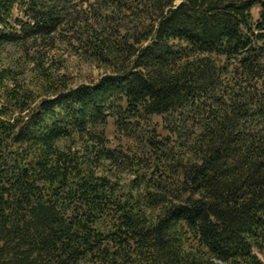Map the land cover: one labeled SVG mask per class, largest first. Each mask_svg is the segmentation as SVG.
Listing matches in <instances>:
<instances>
[{
    "label": "trees",
    "instance_id": "obj_1",
    "mask_svg": "<svg viewBox=\"0 0 264 264\" xmlns=\"http://www.w3.org/2000/svg\"><path fill=\"white\" fill-rule=\"evenodd\" d=\"M0 264H264V0H0Z\"/></svg>",
    "mask_w": 264,
    "mask_h": 264
},
{
    "label": "rangeland",
    "instance_id": "obj_2",
    "mask_svg": "<svg viewBox=\"0 0 264 264\" xmlns=\"http://www.w3.org/2000/svg\"><path fill=\"white\" fill-rule=\"evenodd\" d=\"M92 2V0H86ZM14 19L21 17L22 12L17 7L13 11ZM50 57L56 62L57 60L62 61L61 65H54L56 68H59V73H65L69 75L71 78V82L73 85L78 84L80 82H89L93 79H96L100 74L103 73L102 70H98L91 65L86 63H82L77 60L75 57H71L66 50V47L61 45L57 49L50 52ZM59 61V62H60ZM26 78L27 76L24 75ZM152 123L161 124V121L158 117L152 118ZM161 129L159 130V132ZM106 135L109 139L110 146L113 148L119 149H129L131 151H135L136 145L133 141L125 139L121 135L116 132L115 126L113 124V120L108 121V125L106 127Z\"/></svg>",
    "mask_w": 264,
    "mask_h": 264
}]
</instances>
